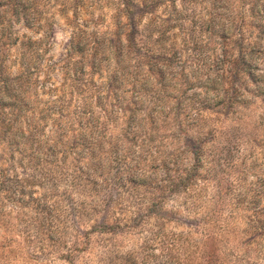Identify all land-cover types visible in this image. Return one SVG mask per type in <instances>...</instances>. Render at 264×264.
Returning a JSON list of instances; mask_svg holds the SVG:
<instances>
[{
	"label": "rangeland",
	"instance_id": "374dc122",
	"mask_svg": "<svg viewBox=\"0 0 264 264\" xmlns=\"http://www.w3.org/2000/svg\"><path fill=\"white\" fill-rule=\"evenodd\" d=\"M0 264H264V0H0Z\"/></svg>",
	"mask_w": 264,
	"mask_h": 264
}]
</instances>
